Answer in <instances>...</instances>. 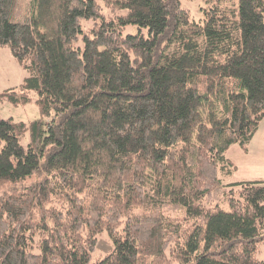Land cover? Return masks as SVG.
I'll use <instances>...</instances> for the list:
<instances>
[{
	"label": "trees",
	"instance_id": "obj_1",
	"mask_svg": "<svg viewBox=\"0 0 264 264\" xmlns=\"http://www.w3.org/2000/svg\"><path fill=\"white\" fill-rule=\"evenodd\" d=\"M201 1L0 0L28 75L0 99L41 115L0 116V264H264V180L222 182L264 120V0Z\"/></svg>",
	"mask_w": 264,
	"mask_h": 264
},
{
	"label": "rangeland",
	"instance_id": "obj_2",
	"mask_svg": "<svg viewBox=\"0 0 264 264\" xmlns=\"http://www.w3.org/2000/svg\"><path fill=\"white\" fill-rule=\"evenodd\" d=\"M33 0H26L23 9H26L27 5ZM236 0L227 2L226 7H232ZM181 5L185 10L189 11L190 16L195 21H201L203 18L202 13L206 4L201 0H180ZM105 13L109 14L106 10ZM91 23L84 24L86 30L91 27ZM124 35L134 34L137 31L134 27L130 26L126 28ZM26 70L18 63L16 59L13 58L10 48L4 46L0 48V93L6 91L7 89H15L19 91L20 87L24 83V79L27 77ZM37 94L35 92L29 93L30 102L26 105L14 106L8 100L0 99V116L3 119L12 118L15 122H23L29 124L32 121L41 120V115H39V109L35 103L37 100ZM45 122H47L45 120ZM30 141L29 133L26 134L24 139H22L21 144L26 147ZM248 153H245L239 145H233L227 150L226 159H228L232 164L236 166V171H234L227 179L222 178L223 185L239 183V182H251V181H262L264 180V120L260 123L259 130L253 137L252 141L248 146ZM38 177L33 178L36 180ZM33 180L23 183L24 186H28L33 183ZM12 187H5L0 190L10 191ZM222 188L213 193L214 196H219L215 203H220L222 201L220 195L222 194ZM229 190H225L228 193ZM218 193V194H217ZM210 207H214V204ZM223 208L228 209L227 204L224 203ZM98 238V244L96 251L93 253L91 262H97L98 260L105 257V255L111 250V242L104 232ZM257 259L264 261V246L259 249L257 253Z\"/></svg>",
	"mask_w": 264,
	"mask_h": 264
},
{
	"label": "crops",
	"instance_id": "obj_3",
	"mask_svg": "<svg viewBox=\"0 0 264 264\" xmlns=\"http://www.w3.org/2000/svg\"><path fill=\"white\" fill-rule=\"evenodd\" d=\"M248 152V151H247ZM248 154H249V152H248Z\"/></svg>",
	"mask_w": 264,
	"mask_h": 264
}]
</instances>
